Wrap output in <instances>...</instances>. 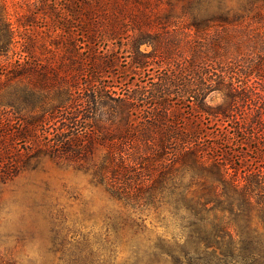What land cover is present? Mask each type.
<instances>
[{
  "label": "trees",
  "instance_id": "trees-1",
  "mask_svg": "<svg viewBox=\"0 0 264 264\" xmlns=\"http://www.w3.org/2000/svg\"><path fill=\"white\" fill-rule=\"evenodd\" d=\"M229 1L34 0L15 26L0 0V185L101 146L93 178L110 197L187 201L198 241L240 244L225 213L264 211V140L247 131L264 134V0ZM118 74L120 91L104 80Z\"/></svg>",
  "mask_w": 264,
  "mask_h": 264
},
{
  "label": "rangeland",
  "instance_id": "rangeland-1",
  "mask_svg": "<svg viewBox=\"0 0 264 264\" xmlns=\"http://www.w3.org/2000/svg\"><path fill=\"white\" fill-rule=\"evenodd\" d=\"M33 2L5 0L15 26L24 22ZM125 61L120 57L122 65ZM156 71L130 76L146 81ZM120 75L104 80L118 85L120 91L126 88ZM258 128L249 123L247 131L259 132L264 140ZM255 146L259 144L243 146L250 160L259 153ZM102 153L103 147L98 146L75 164L58 162L46 154L34 168L0 185V264H264V211L254 201L248 206L237 201L235 212L225 213L234 218L240 233L234 238L241 239L240 244L221 247L215 242L217 237L206 247L193 233L195 217L186 208L192 203L133 207L96 185L94 164ZM251 166H264V157ZM205 233L201 229L199 237H207Z\"/></svg>",
  "mask_w": 264,
  "mask_h": 264
}]
</instances>
